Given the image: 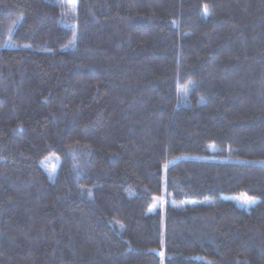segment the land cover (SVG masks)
<instances>
[{"label": "trees", "instance_id": "16d2710c", "mask_svg": "<svg viewBox=\"0 0 264 264\" xmlns=\"http://www.w3.org/2000/svg\"><path fill=\"white\" fill-rule=\"evenodd\" d=\"M0 264H264V0H0Z\"/></svg>", "mask_w": 264, "mask_h": 264}, {"label": "rangeland", "instance_id": "374dc122", "mask_svg": "<svg viewBox=\"0 0 264 264\" xmlns=\"http://www.w3.org/2000/svg\"><path fill=\"white\" fill-rule=\"evenodd\" d=\"M204 150L210 154H213V155L216 152H218V150L215 147H213L211 145H207V144L204 146ZM44 164L46 166L52 168V170H54L56 167V160L53 158H49L46 161H44ZM49 174H50V178L53 179V176L55 175V173H53V174L49 173ZM228 198L231 199L233 202H235L239 207L244 208V209H249V208L253 207V205L256 202L255 200L251 199L252 201H254L253 203H249V204L243 203V201L248 198L244 195L230 196Z\"/></svg>", "mask_w": 264, "mask_h": 264}, {"label": "snow or ice", "instance_id": "6c2138e0", "mask_svg": "<svg viewBox=\"0 0 264 264\" xmlns=\"http://www.w3.org/2000/svg\"><path fill=\"white\" fill-rule=\"evenodd\" d=\"M254 201L251 200V198H247L243 201L245 204L253 203Z\"/></svg>", "mask_w": 264, "mask_h": 264}]
</instances>
